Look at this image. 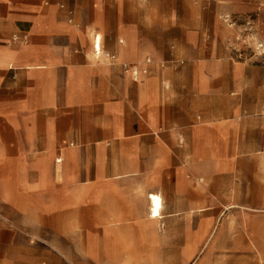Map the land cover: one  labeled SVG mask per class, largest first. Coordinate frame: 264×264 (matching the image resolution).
Listing matches in <instances>:
<instances>
[{"label":"crops","instance_id":"1","mask_svg":"<svg viewBox=\"0 0 264 264\" xmlns=\"http://www.w3.org/2000/svg\"><path fill=\"white\" fill-rule=\"evenodd\" d=\"M246 15L264 0H0V264L194 261L227 151L264 182V63L224 22Z\"/></svg>","mask_w":264,"mask_h":264},{"label":"rangeland","instance_id":"2","mask_svg":"<svg viewBox=\"0 0 264 264\" xmlns=\"http://www.w3.org/2000/svg\"><path fill=\"white\" fill-rule=\"evenodd\" d=\"M228 17L236 23L226 25L235 58L264 63V19L257 15ZM239 52L242 59L237 58ZM249 103L244 101V105ZM233 153L236 156L231 157ZM226 160L227 172L212 183L215 197H211L210 207L194 214L195 258L186 264H264V182L256 181L258 165L250 148L228 150ZM182 232L180 229V254L186 250L181 245Z\"/></svg>","mask_w":264,"mask_h":264},{"label":"built area","instance_id":"3","mask_svg":"<svg viewBox=\"0 0 264 264\" xmlns=\"http://www.w3.org/2000/svg\"><path fill=\"white\" fill-rule=\"evenodd\" d=\"M224 22H225L226 24H228V25H232V26H235V25H236L235 21H234L233 19H231L230 17H228V16L224 17ZM12 40H13V42H22L23 44H25V43H27V41H28V37H27L26 35H24L22 38H20V37H18V36H14ZM260 48H261V46H260ZM260 48H259V49H260ZM94 50H95L96 54H98L99 56L102 54V51H101V48H100L99 44H96V45H95ZM259 54H260V53H259ZM259 54H258V55H259ZM261 55H262V54H261ZM107 57H109V59H111V60H114V59H115L114 56H107ZM237 58H238V59H242V54H241V52L238 53ZM123 68H124V70H125L126 72H130L131 75H132L134 78H136V79L140 76L141 73H143V74H146V73H147L146 70H139V69L137 68V66H132V65L124 64V65H123Z\"/></svg>","mask_w":264,"mask_h":264},{"label":"bare ground","instance_id":"4","mask_svg":"<svg viewBox=\"0 0 264 264\" xmlns=\"http://www.w3.org/2000/svg\"><path fill=\"white\" fill-rule=\"evenodd\" d=\"M152 199H153V202L156 204L155 208H154V214L156 216H159V214H160L159 210H160V207H161L160 198L154 196Z\"/></svg>","mask_w":264,"mask_h":264}]
</instances>
